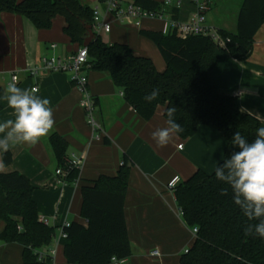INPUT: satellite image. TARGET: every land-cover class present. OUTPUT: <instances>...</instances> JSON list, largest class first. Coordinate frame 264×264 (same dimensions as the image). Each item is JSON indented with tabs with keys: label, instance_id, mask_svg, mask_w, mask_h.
Listing matches in <instances>:
<instances>
[{
	"label": "crops",
	"instance_id": "crops-1",
	"mask_svg": "<svg viewBox=\"0 0 264 264\" xmlns=\"http://www.w3.org/2000/svg\"><path fill=\"white\" fill-rule=\"evenodd\" d=\"M80 1L91 7L98 4V0ZM178 1L181 4L177 7ZM196 1L207 2L208 26L236 31L242 0H172L171 5L162 6L161 10L185 21L194 13ZM63 26L60 16L54 18L51 28L38 29L22 15L0 12V87L3 89L0 123L15 118L14 110L4 99L14 72L19 77L16 84L19 88L50 100L55 120L53 129L36 144L11 147L9 164L3 163L0 151V171L16 170L29 178L38 214L55 227L56 233V227L64 221L86 225V219L80 215L81 187L92 185L100 175H115L127 157L132 164L124 215L131 254L124 259V264H180L184 249L191 247L194 238L167 182L175 175L183 181L197 169L213 172L223 157L224 137L213 125H200L193 136L177 135L166 147H158L151 133L166 126L164 106L159 105L150 119H143L121 95L109 72L88 69L87 87L95 99V119L102 129L101 138L92 139L93 131L79 106L82 94L72 84L70 74L52 72L32 77L25 70L38 64L45 55H67L80 47L70 42ZM161 27L159 20H144L140 28L114 24L103 41L128 44L135 54L149 57L156 69L163 71L165 61L156 45L140 34L141 30L161 31ZM260 29L246 60L219 55L211 80L220 91L236 97L239 109L246 110L242 112L261 121L264 118V50L258 51L257 47H264V34L259 33ZM52 44L56 47L52 48ZM52 133L66 141V157L71 153L85 154L75 178L56 174L57 168L64 170V167L59 165L49 142ZM3 226L0 221V232ZM52 245L51 242L47 249ZM153 249L160 252L159 257L149 254ZM21 253V245L0 240V264H23ZM53 264H69L61 244L57 246Z\"/></svg>",
	"mask_w": 264,
	"mask_h": 264
},
{
	"label": "trees",
	"instance_id": "trees-1",
	"mask_svg": "<svg viewBox=\"0 0 264 264\" xmlns=\"http://www.w3.org/2000/svg\"><path fill=\"white\" fill-rule=\"evenodd\" d=\"M134 1L150 10L160 11L162 7V2L154 0ZM3 11L26 17L38 29L51 28L54 18L60 16L64 34L79 46H83L86 26L93 19V7L80 0H0ZM263 24L264 0H242L236 31L218 29L225 46L204 35L180 38L175 33L141 30L165 61L163 71H158L149 57L135 54L128 44L107 43L94 36L87 46L89 70L109 72L124 99L143 119H150L159 105L164 106L165 119L166 110L175 108V119L184 129L178 134L181 138L193 136L200 125H213L225 140L218 167L238 150L231 143L235 132L252 141L262 124L239 109L235 96L212 83L211 72L219 55L246 60ZM154 89H159L158 97L146 100ZM2 96L0 87V99ZM49 142L59 165L67 170L69 178H75L78 171L66 165V141L52 133ZM2 161L10 163L9 151H2ZM131 164L124 157L115 175H100L92 185L81 187L80 215L86 225L71 222L60 241L69 264H106L113 256L125 259L131 254L124 215ZM215 169L211 173L197 169L174 189L185 223L190 229L197 228L180 264H264V239L244 233L247 224L257 221H249L234 203L231 187L216 179ZM33 189L23 173L0 171V221L4 223L0 240L22 246L23 264H52L48 253L38 259V252L46 251L51 244L55 227L40 220ZM222 189H227L226 195H221Z\"/></svg>",
	"mask_w": 264,
	"mask_h": 264
},
{
	"label": "clouds",
	"instance_id": "clouds-1",
	"mask_svg": "<svg viewBox=\"0 0 264 264\" xmlns=\"http://www.w3.org/2000/svg\"><path fill=\"white\" fill-rule=\"evenodd\" d=\"M159 95L154 89L145 99L152 101ZM4 99L14 110V119L0 123V151L7 152L11 147L21 144L34 145L54 127L55 120L50 100L35 95L28 89L9 83ZM241 111H246L241 109ZM175 108L166 110L164 127L151 133L158 147H166L184 129L175 119ZM264 123V118H261ZM231 143L234 148L230 156L215 169V177L229 185L233 201L249 221L244 228L246 236L264 239V127L256 129L255 139L247 140L239 131L233 134ZM227 189L221 190L226 195Z\"/></svg>",
	"mask_w": 264,
	"mask_h": 264
},
{
	"label": "built area",
	"instance_id": "built-area-1",
	"mask_svg": "<svg viewBox=\"0 0 264 264\" xmlns=\"http://www.w3.org/2000/svg\"><path fill=\"white\" fill-rule=\"evenodd\" d=\"M172 4V0H163L162 6L166 7ZM177 2V7L180 5ZM194 13L185 21L174 19L171 15H167L162 10H150L137 4L134 0H98V4L93 7V19L91 30L94 36H101L111 31L114 24L123 26H132L140 28L144 20H159L162 23L161 32L163 34L175 33L180 38H186L191 35H204L212 38L220 46H225L226 40L220 35L217 28L208 26L206 23L205 12L207 10V2L196 1ZM52 48L56 44L51 45ZM88 51L87 47L80 46L75 52L67 55L49 54L40 59L38 64L28 66L25 70L32 77H39L44 73L52 72H67L70 74L72 84L80 91L82 98L79 101V106L83 109L88 125L93 131L92 139H100L102 129L95 119V99L88 90ZM19 77L16 72L11 74L10 83H18ZM34 91L37 87L33 88ZM121 95L123 93L121 92ZM181 144L178 145L181 148ZM85 160V154L76 155L71 153L67 156V169H76L78 172L81 169ZM65 171V172H64ZM56 174H67L66 169L57 168ZM181 181L179 176H173L168 182L167 187L174 190L177 184ZM179 213L182 215V210L179 208ZM43 223L48 224L47 219L40 218ZM70 225V222L64 221L56 227V233L53 236L52 247L46 251H40L38 259L41 260L46 253L51 256L52 264L56 254L57 246L60 245L61 239L66 237L65 228ZM20 229V227H18ZM197 233V228H191L193 238ZM188 248L184 249L183 253H187ZM149 254L155 258L160 256L157 249H153ZM124 258L111 257L106 264H124Z\"/></svg>",
	"mask_w": 264,
	"mask_h": 264
},
{
	"label": "water",
	"instance_id": "water-1",
	"mask_svg": "<svg viewBox=\"0 0 264 264\" xmlns=\"http://www.w3.org/2000/svg\"><path fill=\"white\" fill-rule=\"evenodd\" d=\"M86 30H87L86 35L83 38V44H82L85 47H87L90 44V42L92 41L94 37L93 32L91 30V25H87Z\"/></svg>",
	"mask_w": 264,
	"mask_h": 264
},
{
	"label": "rangeland",
	"instance_id": "rangeland-1",
	"mask_svg": "<svg viewBox=\"0 0 264 264\" xmlns=\"http://www.w3.org/2000/svg\"><path fill=\"white\" fill-rule=\"evenodd\" d=\"M259 33H260V34H261V33H262V34H264V25L261 27V29H260V32H259ZM260 34H259V35H260ZM100 37H101V39L103 40V39H105L106 35H105V34H101V36H100ZM261 48L264 50V47H260V48H259V47H257V50H258V51H262V49H261ZM255 57H256V56H255Z\"/></svg>",
	"mask_w": 264,
	"mask_h": 264
}]
</instances>
